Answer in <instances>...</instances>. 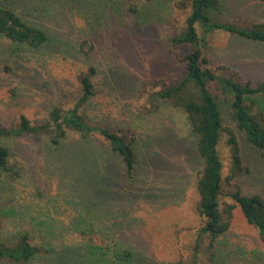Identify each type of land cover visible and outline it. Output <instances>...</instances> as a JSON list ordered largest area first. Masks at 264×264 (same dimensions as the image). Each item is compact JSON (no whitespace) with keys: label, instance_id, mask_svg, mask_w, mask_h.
<instances>
[{"label":"trees","instance_id":"1","mask_svg":"<svg viewBox=\"0 0 264 264\" xmlns=\"http://www.w3.org/2000/svg\"><path fill=\"white\" fill-rule=\"evenodd\" d=\"M148 1L158 6L166 3ZM73 2L79 8H91L80 0ZM62 5V0H0V39L8 53L23 59L28 51L39 60L53 54L69 59L77 52L89 56L92 46L85 47L92 41L83 40L77 48L69 37L66 14L60 12ZM178 5L187 9V15L184 30L174 34L171 42L190 46L189 52L177 55L186 75L173 82L149 80L146 84L155 90L149 97L153 110L178 112L194 137V152L202 162L196 176L195 209L202 219L199 238L208 240L212 264H221L216 244L230 227L233 205L220 209L219 197L223 184H230L243 170L257 172L259 188L244 194L235 186L230 196L264 244V169L244 168L237 137L238 132L264 165V117L254 110V106L264 108V78L253 84L214 71L206 54L207 37L223 32L264 47V23L239 26L224 21V0H181ZM130 11L136 14L138 8ZM150 14L146 7L138 17L145 20ZM95 75L92 65L81 71L76 90L60 91L56 102L47 105L41 122L33 123L20 113L16 123L0 126V264H146L120 235L132 220L133 201L128 197L142 193L149 198L159 187L144 188L149 175L138 162L134 132L112 130L90 114L98 95ZM223 112L234 128L223 127ZM223 131L230 153L225 176L218 151ZM27 137L41 149L46 185L43 189L32 186L27 197H21L13 181L22 180L25 169L11 161L16 154L5 141ZM155 166L157 173L166 170L165 164ZM253 258L264 264V252Z\"/></svg>","mask_w":264,"mask_h":264},{"label":"rangeland","instance_id":"2","mask_svg":"<svg viewBox=\"0 0 264 264\" xmlns=\"http://www.w3.org/2000/svg\"><path fill=\"white\" fill-rule=\"evenodd\" d=\"M80 1L91 8H79L73 0H62L65 5L60 12L66 14L69 37L77 48L83 40L92 41L85 47L88 50L92 46L89 56L77 52L69 59L53 54L39 60L26 51L25 58L19 59L8 53L6 42L0 39V126L16 123L20 113L33 123L41 122L47 105L56 102L58 93H73L78 87V74L89 65L94 66L96 75L92 80L98 95L92 102L95 111L90 114L112 130L127 128L134 132L138 162L149 175L144 188L152 189L155 184L159 187L149 198L142 193L128 197L133 201L129 212L132 220L130 227L122 231L121 241L137 251L146 264H212L208 240L199 238L202 219L195 209L196 176L202 162L194 152V137L178 112L168 108L153 110L149 97L155 90L146 84L149 80L173 82L186 75L185 65L177 55L189 52L190 46L174 45L171 38L184 30L187 9L179 8L181 0H165L162 6L148 0ZM224 2V21L239 26L264 23V2ZM131 7L138 8V13H132ZM146 7L151 14L143 20L138 15ZM207 41L206 54L214 71L253 84L264 78L261 45L223 32L212 34ZM260 107L254 106V110L264 117V108ZM223 117V127L234 128L224 112ZM261 121L264 124V119ZM237 137L244 168L264 169L238 132ZM226 138L223 131L218 151L224 176L230 167ZM5 144L16 154L11 161L25 169L24 178L13 181L19 195L27 197L32 186L43 189L46 179L42 177L38 143L27 137L6 140ZM155 163L165 164L166 170L157 173ZM259 183L257 172L245 174L243 170L238 178L222 186L219 207L230 204L233 209L230 227L216 244L221 264H257L254 255L264 252L257 230L246 222L230 196L235 186L249 194L256 192Z\"/></svg>","mask_w":264,"mask_h":264}]
</instances>
